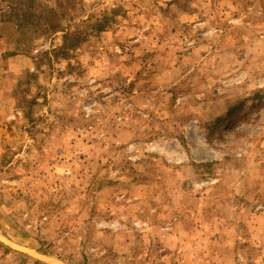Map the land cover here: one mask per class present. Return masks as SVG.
Returning <instances> with one entry per match:
<instances>
[{"label":"rangeland","instance_id":"1","mask_svg":"<svg viewBox=\"0 0 264 264\" xmlns=\"http://www.w3.org/2000/svg\"><path fill=\"white\" fill-rule=\"evenodd\" d=\"M0 264H264V0H0Z\"/></svg>","mask_w":264,"mask_h":264}]
</instances>
